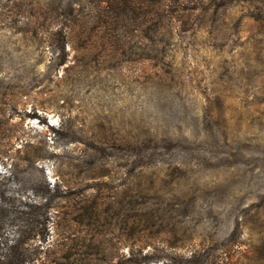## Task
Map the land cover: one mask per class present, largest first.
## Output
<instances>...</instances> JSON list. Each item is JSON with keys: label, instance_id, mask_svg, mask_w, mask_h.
Here are the masks:
<instances>
[{"label": "rangeland", "instance_id": "374dc122", "mask_svg": "<svg viewBox=\"0 0 264 264\" xmlns=\"http://www.w3.org/2000/svg\"><path fill=\"white\" fill-rule=\"evenodd\" d=\"M9 174L112 262L264 264V0H0Z\"/></svg>", "mask_w": 264, "mask_h": 264}, {"label": "trees", "instance_id": "16d2710c", "mask_svg": "<svg viewBox=\"0 0 264 264\" xmlns=\"http://www.w3.org/2000/svg\"><path fill=\"white\" fill-rule=\"evenodd\" d=\"M14 179L12 174L0 179V264H118L104 253L103 240L95 232L89 237L73 238L63 229L51 239V226L55 216L59 217L61 206L53 204L52 197L46 194L35 192L36 198H32V187L27 192L21 182L16 189H10L8 185ZM46 187L54 192L60 188L54 184ZM83 200V196L76 199ZM87 210V225L91 231L100 232L97 209L88 205ZM194 258L191 254L188 260Z\"/></svg>", "mask_w": 264, "mask_h": 264}]
</instances>
